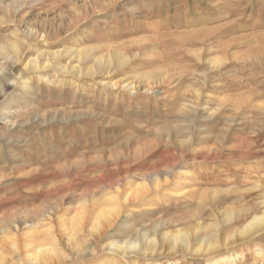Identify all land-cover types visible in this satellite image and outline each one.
I'll list each match as a JSON object with an SVG mask.
<instances>
[{"label":"rangeland","instance_id":"374dc122","mask_svg":"<svg viewBox=\"0 0 264 264\" xmlns=\"http://www.w3.org/2000/svg\"><path fill=\"white\" fill-rule=\"evenodd\" d=\"M0 49V264H264L224 244L264 214V0H0ZM199 227L215 257L102 250Z\"/></svg>","mask_w":264,"mask_h":264},{"label":"bare ground","instance_id":"6f19581e","mask_svg":"<svg viewBox=\"0 0 264 264\" xmlns=\"http://www.w3.org/2000/svg\"><path fill=\"white\" fill-rule=\"evenodd\" d=\"M17 45H14L11 50L14 53H18L20 50V46L18 43ZM12 46V45H11ZM5 51V50H4ZM3 51V52H4ZM11 51V52H12ZM2 49H0V55H2ZM85 52V51H84ZM88 52V51H87ZM120 52V51H118ZM20 53V52H19ZM83 54L82 52H80ZM86 53V52H85ZM84 53V54H85ZM58 53H56L57 56ZM60 54V53H59ZM63 54V53H62ZM75 54V53H74ZM78 54V53H77ZM116 54V53H115ZM42 55V54H40ZM52 55V54H51ZM82 56V55H81ZM86 55H84L85 57ZM115 56V55H113ZM117 56V54H116ZM120 56V55H119ZM118 56V57H119ZM4 57V56H3ZM53 57V56H52ZM79 57V56H78ZM18 58V56H17ZM41 58V57H39ZM50 58V57H49ZM60 58V57H59ZM86 58V57H85ZM5 59V58H4ZM54 59V58H53ZM87 59V58H86ZM85 59V60H86ZM114 59H116L114 57ZM113 59V60H114ZM127 59V58H126ZM16 60V59H14ZM40 60V59H39ZM51 60V59H50ZM81 60V59H80ZM108 60V59H107ZM112 60V62H113ZM4 61V60H3ZM7 61V58L5 62ZM19 61V60H18ZM38 61V60H37ZM42 61V60H41ZM49 61V60H48ZM53 61V60H52ZM84 61V60H83ZM111 61V60H110ZM108 61L107 64L110 67L112 65V62ZM115 61V60H114ZM8 62V61H7ZM31 62V61H30ZM36 62V61H35ZM40 62V61H39ZM106 62V61H105ZM117 62V61H116ZM125 59L124 58H119L118 63L121 65V67L125 64ZM33 63V62H32ZM55 63V61H54ZM115 63V62H114ZM30 64V63H29ZM50 64V62H49ZM3 65V64H1ZM44 65V64H43ZM32 66V65H31ZM34 69L37 71H40L42 69L41 66H39L37 63L34 64ZM48 67V66H47ZM28 68V67H27ZM31 68V67H30ZM67 68V67H66ZM66 68H61L59 70L62 71V73L66 72ZM70 68V67H69ZM75 68V67H74ZM73 68V70H74ZM44 69V68H43ZM42 69V70H43ZM80 69V68H78ZM77 69V70H78ZM26 70V69H25ZM69 70V69H68ZM72 70V69H71ZM92 70V69H91ZM91 70L89 72H91ZM93 71V70H92ZM69 72V71H68ZM80 72V70H79ZM88 72V70H87ZM81 74V72H80ZM88 74V73H87ZM95 75V73H93ZM79 75V74H77ZM90 75V74H89ZM19 76V75H18ZM92 76V75H91ZM18 80V79H17ZM97 81V80H96ZM5 82V81H4ZM7 87H16L18 82L16 79H8L6 80ZM128 83V82H127ZM134 84V83H133ZM1 85V84H0ZM5 85V84H4ZM2 86V85H1ZM132 87V86H131ZM4 88V87H3ZM2 89V88H1ZM1 91V90H0ZM2 93V92H0ZM4 95V93H2ZM6 94V93H5ZM20 95V94H19ZM1 99V98H0ZM12 111V110H11ZM0 117H4V121L7 118L5 115L0 114ZM261 175V173H260ZM262 176V175H261ZM146 184H144V187L148 188L150 185L153 189L152 190H157L161 188L164 184L161 183L159 180H154L153 178H147L145 181ZM108 214V213H104ZM47 219H51L48 217ZM226 223L230 224H235L238 223L240 224L239 230H237V233L232 236H225L224 237V244L229 246V245H234L238 242H246L247 240L255 239L257 236H259L262 232H264V214L263 215H258V214H251L247 209L243 210L241 209L239 212L236 214L229 213L225 217ZM229 224V225H230ZM200 225V224H199ZM198 225V226H199ZM218 229V228H215ZM156 230V229H155ZM221 231V230H220ZM219 232H212L208 236L205 232L202 231V229L197 228L196 231H190V230H185V231H178V232H168V233H163V237L160 238L159 240L155 237L150 239L149 231L142 232L139 234V238H136V241L128 245L127 247H120L117 244H110L107 249H103L104 251H109V253H118L123 256H136V257H151V258H166L167 257H173V256H180V255H185L188 257H195L198 256L199 258H209L210 256H213L219 252V247H218V240H223L222 237L218 236ZM235 236H237V239H235ZM141 239L143 242H141ZM215 241V242H213ZM224 245V246H225ZM97 248L101 247V245L96 244L95 246ZM230 247V246H229ZM225 248V247H223ZM226 249V248H225ZM46 252V253H45ZM43 253V255L40 257L42 258V262H45V264H50L48 256L53 255L54 250L52 248L46 249ZM219 254V253H218ZM217 256V255H216ZM197 257V258H198ZM215 257V256H213ZM258 258V257H257ZM51 259V258H50ZM171 259V258H170ZM35 260H39L35 258ZM41 263V261H40ZM262 263V262H261Z\"/></svg>","mask_w":264,"mask_h":264}]
</instances>
